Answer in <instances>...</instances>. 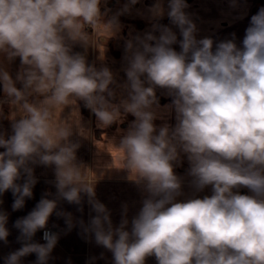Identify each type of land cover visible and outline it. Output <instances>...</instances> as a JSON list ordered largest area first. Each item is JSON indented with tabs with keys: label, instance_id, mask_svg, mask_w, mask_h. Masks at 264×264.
<instances>
[{
	"label": "clouds",
	"instance_id": "1",
	"mask_svg": "<svg viewBox=\"0 0 264 264\" xmlns=\"http://www.w3.org/2000/svg\"><path fill=\"white\" fill-rule=\"evenodd\" d=\"M137 2L129 0L130 5ZM100 4L0 0V53L9 60L19 57L22 66L15 78L0 67V105L18 106L23 113L13 120L9 137L0 134L5 149L0 152V194L10 190L13 210L23 208L37 183L33 165L54 166L57 189L56 198L42 197L15 222L22 246L4 264H21L33 253L34 264H48L59 235L44 231L43 244L34 242V235L46 228L54 212L71 230L72 215L58 211V201L81 205L84 195L95 216L87 225L79 223L112 253L114 264H146L151 256L157 264H264V7L251 17L242 47L233 38L213 50L211 38L197 40L196 25L184 11L186 0H168L167 15L182 36L181 50L172 47L178 43L176 33L160 24L129 40L127 99L113 104L111 71L98 70L71 51L73 43L88 44V28L103 26L111 35L116 29L115 17L102 20ZM150 12L154 19L162 18V0ZM157 87L173 97L177 120L174 129L165 125L158 133L153 111ZM32 95L37 102H29ZM77 100L95 114L101 128L118 121L121 110L135 117L119 144L111 143L121 165L112 157L107 166L127 170L148 194L130 230L126 206L119 226L113 227L109 210L96 199L95 183L86 181L87 169L76 162L79 145L69 139L71 124L55 116ZM179 151L190 162L192 186L197 191L211 186V196L177 202L182 182L173 162ZM241 187L251 194H240ZM7 222V213L0 211L4 243L10 234Z\"/></svg>",
	"mask_w": 264,
	"mask_h": 264
},
{
	"label": "crops",
	"instance_id": "2",
	"mask_svg": "<svg viewBox=\"0 0 264 264\" xmlns=\"http://www.w3.org/2000/svg\"><path fill=\"white\" fill-rule=\"evenodd\" d=\"M155 3L156 0H138L135 5H130L129 0H101L102 20L106 22L115 17L116 29L111 35L103 26L93 30L88 28L86 29L89 33L88 44L76 42L71 46L72 53L84 56L88 65L98 70L107 67L111 71L114 83L110 85V88L114 95L110 100L113 104H119L121 100L127 99V91L123 86L127 83L125 57L127 55L126 44L129 40L151 32L154 24H160L170 27L176 33L178 43L172 47L178 52L181 50L179 41L182 36L179 29L171 24L167 15L168 0H162L164 15L159 19H154L150 12ZM186 3L188 7L184 11L196 25L197 40L211 38L214 42L213 50L217 43L233 38L237 46L242 47L245 30L250 24L251 17L264 7V0H186ZM125 5H129L127 11H124ZM153 34L159 35L158 32ZM0 67L7 70L13 78L22 68L19 57L9 60L4 53H0ZM20 86L18 83L17 87ZM155 95L157 104L153 106V111L156 114L154 125L157 133L159 128L165 125L170 130L174 129L177 120L175 109L172 107L173 97L166 89L159 87L155 89ZM3 98L4 94L0 89V100ZM28 99L29 102H37L39 98L32 95ZM4 107L8 109L6 125L1 124V112ZM22 114L18 106L8 103L0 105V134H3L5 138L9 137L12 134L13 120L18 119ZM55 116L58 121L71 124L73 134L69 139L79 145L76 150V162L87 169L86 181L95 183L96 199L109 210L113 227L119 226L126 206V215L129 220L128 230H130L131 220L139 213L143 200L148 194L136 181L129 178L127 170L107 166L112 163V157L117 167L121 165L120 153L111 143L119 144L130 125L135 121V117L121 110L118 121L106 128H101L97 126L98 120L95 114L81 100L56 110ZM0 149L1 152L5 150ZM32 167L37 183L33 187L32 197L25 198L23 208L13 210L14 196L10 190L0 194V211L8 215L6 227L10 233L7 243L0 241V264H4V258L22 246L17 239L20 232L14 227L15 222L27 216L42 197L56 198L54 166L33 165ZM173 167L175 174L182 182L181 195L176 198L177 202L193 198L202 199L204 196L212 195L211 186L205 187L202 191H197L192 186L193 178L189 175L191 165L187 154L179 151L178 159L173 162ZM18 183H23V179ZM238 191L243 195L251 194L245 187H241ZM81 207L83 211L78 210ZM57 210L71 213L74 227L68 230L65 219L58 217L55 212L49 218L47 225L55 228L59 239L50 254L48 264H114L112 253L97 245L94 236L85 234L79 223L82 220L87 225L95 216L86 195L83 196L81 205L59 200ZM39 232L40 230L34 235V242L40 243ZM36 259L35 253L29 254L21 259V264H34ZM146 264H157V261L154 256H151L146 259Z\"/></svg>",
	"mask_w": 264,
	"mask_h": 264
},
{
	"label": "built area",
	"instance_id": "3",
	"mask_svg": "<svg viewBox=\"0 0 264 264\" xmlns=\"http://www.w3.org/2000/svg\"><path fill=\"white\" fill-rule=\"evenodd\" d=\"M46 230H47V231H51V232H55V233H57L56 230L54 229V227L49 226V225H47L45 229H41V230H40V234H39V239H40V243H41V244L46 243V241L43 239V233H44V231H46Z\"/></svg>",
	"mask_w": 264,
	"mask_h": 264
},
{
	"label": "trees",
	"instance_id": "4",
	"mask_svg": "<svg viewBox=\"0 0 264 264\" xmlns=\"http://www.w3.org/2000/svg\"><path fill=\"white\" fill-rule=\"evenodd\" d=\"M8 121V109L4 107L1 112V124L6 125ZM1 152V149H0Z\"/></svg>",
	"mask_w": 264,
	"mask_h": 264
}]
</instances>
